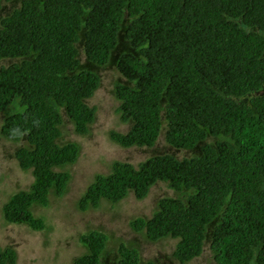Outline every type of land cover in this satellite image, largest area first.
<instances>
[{
  "label": "trees",
  "instance_id": "trees-1",
  "mask_svg": "<svg viewBox=\"0 0 264 264\" xmlns=\"http://www.w3.org/2000/svg\"><path fill=\"white\" fill-rule=\"evenodd\" d=\"M15 3H17L15 5ZM0 132L26 143L14 156L30 170L29 187L3 208L4 219L42 229L33 205L62 194L75 143H58L64 115L85 135L95 119L88 100L99 77L81 67L115 60L126 80L115 84L117 111L130 128L110 130L117 145L151 148L162 132L166 152L137 165L115 161L78 200L82 211L112 205L133 192L145 198L165 182L151 217L130 222L153 242L176 240L185 264L208 243L213 264H264V0H0ZM18 133V134H17ZM107 235L81 234L87 253L75 264H104ZM115 264H139L120 243ZM0 246V264H16ZM147 264H157L148 262Z\"/></svg>",
  "mask_w": 264,
  "mask_h": 264
},
{
  "label": "rangeland",
  "instance_id": "rangeland-1",
  "mask_svg": "<svg viewBox=\"0 0 264 264\" xmlns=\"http://www.w3.org/2000/svg\"><path fill=\"white\" fill-rule=\"evenodd\" d=\"M11 6L6 4L0 16H4ZM79 58L82 68L92 70L99 77L98 88L86 100L89 106L95 108V119L88 133L82 135L75 131L73 123L66 115L63 117L61 135L57 142L75 143L79 146V153L74 163L59 169L69 173L66 190L60 195L51 192L46 206H32L33 214L44 220L42 229H32L25 224H12L4 219L5 204L15 193L29 187L32 174L30 170L21 169L14 156L16 148L26 141L8 140L0 132V246H9L16 250V264H75L77 257L87 253V248L79 239L80 235L100 231L108 236L102 258L104 264L116 263L120 243L138 249L141 257L139 264H181L172 255L176 240L167 237L153 242L146 237L144 231H135L130 226V222L137 217H151L160 198L176 194L165 182L152 186L143 199H137L130 192L113 205L103 199L98 207L90 206L84 211L77 206L79 198L97 174L110 173L115 161L137 165L148 157L166 152L174 153L177 157L189 155V151H178L170 147L163 132L151 148H124L114 143L109 136L110 130L125 133L131 125L130 122L121 120L117 111L120 102L114 93L115 84L126 80L116 68L115 60L97 67L89 63L84 54H80ZM9 62L1 60L0 65ZM3 116L0 113V127ZM213 263L206 243L202 254L185 264Z\"/></svg>",
  "mask_w": 264,
  "mask_h": 264
},
{
  "label": "clouds",
  "instance_id": "clouds-1",
  "mask_svg": "<svg viewBox=\"0 0 264 264\" xmlns=\"http://www.w3.org/2000/svg\"><path fill=\"white\" fill-rule=\"evenodd\" d=\"M18 134V133H17Z\"/></svg>",
  "mask_w": 264,
  "mask_h": 264
}]
</instances>
